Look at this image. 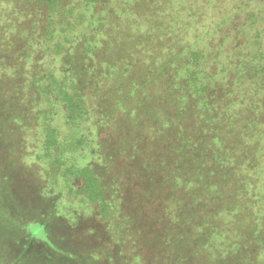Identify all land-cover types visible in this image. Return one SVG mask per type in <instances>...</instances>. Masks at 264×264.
<instances>
[{
	"label": "rangeland",
	"instance_id": "obj_1",
	"mask_svg": "<svg viewBox=\"0 0 264 264\" xmlns=\"http://www.w3.org/2000/svg\"><path fill=\"white\" fill-rule=\"evenodd\" d=\"M0 264H264V0H0Z\"/></svg>",
	"mask_w": 264,
	"mask_h": 264
},
{
	"label": "trees",
	"instance_id": "obj_2",
	"mask_svg": "<svg viewBox=\"0 0 264 264\" xmlns=\"http://www.w3.org/2000/svg\"><path fill=\"white\" fill-rule=\"evenodd\" d=\"M45 1L49 2L50 0H45ZM191 52H195V54H196V55H193V57H192L193 64H194L195 62H197L199 60V58H198V55H197L196 51H191ZM65 98H66L67 102L70 103L71 108L73 109V111H76L77 109H76V106H75V101L71 99L72 97H68V96L65 95ZM78 108H80V106ZM82 112H84V110ZM78 113H80V111H78ZM85 114H87V113H84L83 115H85ZM84 178H85L86 183H87V191H86L87 192V196H86V199H88L90 201L92 199H93L92 201H96L99 198L101 199L102 191L98 189L97 182L95 184V177L93 176V174L90 173V172H87V175L86 176L84 175ZM90 194H92V196ZM105 203H107V202L105 201ZM33 231H35L34 233H37L35 228L33 229Z\"/></svg>",
	"mask_w": 264,
	"mask_h": 264
}]
</instances>
